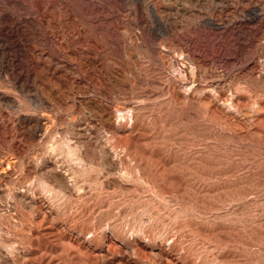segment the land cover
<instances>
[{"label": "rangeland", "instance_id": "374dc122", "mask_svg": "<svg viewBox=\"0 0 264 264\" xmlns=\"http://www.w3.org/2000/svg\"><path fill=\"white\" fill-rule=\"evenodd\" d=\"M0 264H264V0H0Z\"/></svg>", "mask_w": 264, "mask_h": 264}, {"label": "bare ground", "instance_id": "6f19581e", "mask_svg": "<svg viewBox=\"0 0 264 264\" xmlns=\"http://www.w3.org/2000/svg\"><path fill=\"white\" fill-rule=\"evenodd\" d=\"M109 115L111 116V115H112V112H110ZM120 116H121V115H120ZM122 116H123V115H122ZM118 117H119V116H118ZM118 117H117V118H118ZM117 118H116V119H117ZM96 138H97V137H96ZM98 139H99V138H98ZM98 139H97V140H98ZM103 147H105V146H103ZM103 147H101V148L104 149ZM104 153H105L106 156H112V154L110 153V151H108L107 149H104ZM68 154H70V155H74V150H73V148H72L71 146L68 147ZM112 160H113V159H112ZM113 161H114V160H113ZM116 164H117V163H116ZM50 167H51L52 170H55V169H56L55 165H53V164H51ZM50 167H49V168H50ZM51 169H50V170H51ZM62 170H63V169H62ZM65 175H66V174H65ZM69 180H70V179H69ZM59 183H60V186H59V187H65V184H64V183H65V180L61 179ZM69 189H70V188H69ZM27 193H28V192H27ZM23 196H24V198L26 197L25 195H23ZM32 198H33V197H32Z\"/></svg>", "mask_w": 264, "mask_h": 264}]
</instances>
